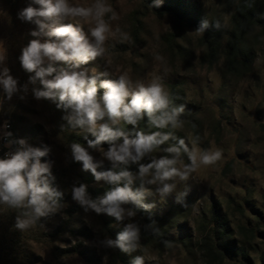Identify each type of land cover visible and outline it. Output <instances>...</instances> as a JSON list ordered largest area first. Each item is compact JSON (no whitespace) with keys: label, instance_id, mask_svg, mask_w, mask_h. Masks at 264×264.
Instances as JSON below:
<instances>
[{"label":"rangeland","instance_id":"1","mask_svg":"<svg viewBox=\"0 0 264 264\" xmlns=\"http://www.w3.org/2000/svg\"><path fill=\"white\" fill-rule=\"evenodd\" d=\"M167 1V0H163ZM183 9H196L214 33L196 31V25L180 23L172 16H157L149 11L145 0H103L110 8L104 22L102 56L83 67L107 71L109 79L124 74L135 84L148 83L159 76L169 93L171 106H184L181 120L173 132L183 139L196 158L188 177H174L176 187L166 197L156 193V185L145 184L148 211L117 222L112 217L87 213L71 199L73 184L83 182L92 198L101 196L109 185L93 181L79 163L71 162L69 145L82 137L92 139L83 129L69 127L60 119L61 112L47 100L36 101L31 93L24 100L15 95L6 100L0 94V123L8 121L19 137L38 146L51 145L47 159L53 161L56 186L64 193L55 214L42 217L29 228L14 226L21 209L0 204V264H130L140 255L144 264H252L264 258V30L252 29L244 37L245 47L253 57L252 67L232 66L226 51L229 39L241 27L235 15L243 0H175ZM174 1V2H175ZM27 0H0V40L6 48V65L20 83L29 74L19 66L20 48L31 37L30 24L16 18ZM90 7L95 0H69ZM62 23L79 24L88 33L94 27L92 17H75ZM210 34V35H208ZM29 85V89H31ZM98 89V93H99ZM61 125H63L61 127ZM142 119L136 129L123 121L118 127L127 133H144ZM170 143L164 144L163 147ZM172 144V143H171ZM102 144L101 148H106ZM160 147V148H163ZM94 158H101L89 150ZM220 152L210 164H201L205 152ZM169 155L159 149L150 156ZM42 160L45 158H41ZM145 158L139 163H147ZM188 155L180 153L177 167L189 164ZM107 161L104 168H108ZM133 174L137 166H126ZM101 170V169H98ZM214 205L231 230V253L225 257L210 253L209 236ZM126 207H131L128 205ZM135 222L140 229L135 251L125 254L101 242L115 238L126 223ZM223 258V259H222Z\"/></svg>","mask_w":264,"mask_h":264},{"label":"clouds","instance_id":"2","mask_svg":"<svg viewBox=\"0 0 264 264\" xmlns=\"http://www.w3.org/2000/svg\"><path fill=\"white\" fill-rule=\"evenodd\" d=\"M160 2L152 0V5L159 7ZM109 11L103 0H95L87 8L73 5L69 0H27L18 9L16 18L33 27L28 31L31 39L20 48L17 61L29 75L25 83L12 75L5 63L7 50L0 40V94L6 100L14 95L24 100L30 91L32 99L54 104L61 112L60 119L69 127L83 129L91 135L92 139L84 137L86 146L69 145L71 162H78L81 171L88 172L93 181L109 185V189L92 198L83 182L73 184L71 199L85 213L91 210L120 222L133 217L135 210L148 211L153 207L145 203V184L156 185V193L166 197L176 187L168 181L174 177L186 179L195 167L196 158L184 140L176 139L171 133H125L118 127L123 121L135 130L138 121L145 117L156 129L176 127L184 106H171L169 93L159 76L148 83L134 84L127 75L109 79L104 78L109 75L107 71L83 67L105 51L108 26L104 16ZM75 17H92L95 25L85 34L79 24L62 23ZM208 27V20L202 19L195 30L203 32ZM170 137L175 143L160 148ZM0 140L7 149L0 154V204L22 210L14 218V226L24 230L36 220L55 214L64 193L55 184L53 161L47 159L51 145L35 146L25 137L14 136L7 121L0 123ZM102 144L107 147L101 148ZM156 149L169 155L150 156ZM89 150H95L101 158H94ZM181 152L188 155L190 163L178 168ZM219 157V151L205 152L199 162L206 165ZM145 158L147 163H139ZM105 161L108 168H104ZM129 164L137 166L135 174L126 167ZM139 234L135 222L126 223L114 239L101 243L128 254L136 250ZM130 264H144V258L134 256Z\"/></svg>","mask_w":264,"mask_h":264},{"label":"trees","instance_id":"3","mask_svg":"<svg viewBox=\"0 0 264 264\" xmlns=\"http://www.w3.org/2000/svg\"><path fill=\"white\" fill-rule=\"evenodd\" d=\"M175 0H161L159 7H155L152 5V0H145L147 8L149 11L157 16H172L176 21L180 23H187L189 25H196L202 20L200 14L196 11V9H183L177 1ZM235 22L239 27L240 30H236L235 34L237 36H233L229 39L228 46L226 47V51L229 55V63L232 66H249L252 67L253 64V57L250 56L251 52L245 47L244 37L252 31L253 28L259 27L264 30V0H243L239 6V10L235 15ZM208 33L213 34L214 31L212 27L206 29ZM208 34V35H210ZM178 120H181V115L179 114ZM132 126H126V128L130 129ZM141 127L144 130V133H151V132H168L171 133L176 139H179L181 136L177 135L173 132L174 127H165L163 129H156L150 126L147 122V118H142V125ZM14 128V127H13ZM125 133H127V129H121ZM14 132L17 136H19L14 129ZM82 141L85 142L84 137L81 138ZM167 143H175L171 137ZM164 145V144H163ZM161 145L160 147H163ZM212 214V227L210 231V238L211 241L217 240V243L214 245L211 242L210 253L212 255H217L220 257H225L228 253L230 254L232 251L230 239L231 230L228 226L227 220L224 216H220L217 205H214ZM215 255V256H216ZM242 259L245 261L246 264H252V261L246 254H242ZM28 259V256L21 255L20 260ZM19 259L16 260L15 264H20ZM223 259V258H222ZM261 264H264V258L261 259Z\"/></svg>","mask_w":264,"mask_h":264},{"label":"built area","instance_id":"4","mask_svg":"<svg viewBox=\"0 0 264 264\" xmlns=\"http://www.w3.org/2000/svg\"><path fill=\"white\" fill-rule=\"evenodd\" d=\"M7 123L9 124V130L12 131L13 135L16 137H19L15 134L12 124L8 121H7ZM3 143H4L3 140H0V154H2L4 151L7 150V149L3 148Z\"/></svg>","mask_w":264,"mask_h":264}]
</instances>
